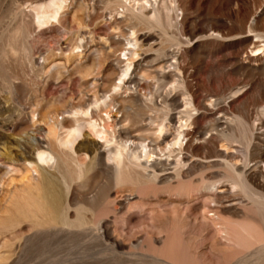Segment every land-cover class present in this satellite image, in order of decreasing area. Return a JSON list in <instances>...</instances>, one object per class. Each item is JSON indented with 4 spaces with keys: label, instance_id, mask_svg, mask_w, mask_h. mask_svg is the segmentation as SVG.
Segmentation results:
<instances>
[{
    "label": "rangeland",
    "instance_id": "374dc122",
    "mask_svg": "<svg viewBox=\"0 0 264 264\" xmlns=\"http://www.w3.org/2000/svg\"><path fill=\"white\" fill-rule=\"evenodd\" d=\"M146 1L62 0L52 18L50 9L45 10L51 0H0V264H163L157 258L172 264H226L188 250L181 235L166 254L151 236L137 235L142 228L135 220L130 224L127 209L114 210L119 197L134 191L149 195L153 206L158 200L176 203L181 198L167 184L156 186L152 195L141 183L117 187L108 170L113 165L106 160L117 145L104 144L87 123L93 115L102 130L110 114V124L115 118L119 122L114 129L119 142L145 137L150 126L168 117L166 126L179 133L197 130L198 147L215 127L224 135L220 139L212 133L217 145L234 147L250 166L263 161L264 0H149L142 15L138 8ZM16 5L24 12L15 13ZM33 8H43L50 18L38 23L37 16L46 13ZM129 40L140 43L141 55L123 76L129 63L119 65L116 58L126 59ZM255 51L260 54L253 55ZM43 117L48 126L41 123ZM217 121L222 123L218 127ZM53 123L59 128L65 123L85 125L74 150L89 148L97 165L80 172L76 154L62 156L55 150L58 166L40 164L37 173L27 170L30 160L25 163L21 148L29 149L34 138L45 151H53L65 138L66 130L49 135ZM186 143L180 139L183 148ZM177 155L159 154L149 165L167 176L174 169L167 162ZM223 172L221 167L198 165L190 181L194 186L202 176ZM46 180L60 198L55 223L41 201ZM250 180L264 184L254 174ZM130 202L132 212L139 208L138 201ZM121 229L126 231L122 248L112 239ZM243 264H264V256Z\"/></svg>",
    "mask_w": 264,
    "mask_h": 264
},
{
    "label": "bare ground",
    "instance_id": "6f19581e",
    "mask_svg": "<svg viewBox=\"0 0 264 264\" xmlns=\"http://www.w3.org/2000/svg\"><path fill=\"white\" fill-rule=\"evenodd\" d=\"M148 1L138 8L142 15L147 11L146 5ZM61 3L62 0H51L50 4H48L45 10L50 9L53 13L51 16L52 18H56L57 13L60 11ZM15 10V13L24 12L22 10V5H16ZM42 10L43 8H33L35 13H46L37 16L36 20L38 23L44 22L50 18L47 11L44 12L45 10ZM131 13H133V11ZM116 31H118V29H116ZM132 39H134V37H132ZM128 47L130 48L125 50V60L121 57L116 58L119 65H123L125 62L129 63L128 66L125 65V70L121 72L123 76L129 72L128 69L130 65H136V63H138L139 56L141 55L138 54V51L141 50V45L138 41L129 40ZM117 51L121 53L124 52L122 49L120 50V48L117 49ZM256 53L257 55L260 54L258 51L252 52L253 55ZM180 115H187V112L180 113L179 116ZM109 116L110 114L107 115L102 130H99L96 122L93 121V115H91V119L87 125L97 135V138L104 141V144L115 143L117 145L114 151H110L106 159L113 165V169L107 167L111 174H113L115 185L118 187L126 184H134V182L135 184L141 183L142 186H149L147 190L152 195L155 193L156 186L167 184L173 196L181 198L176 203L169 198L166 201L158 200V205L153 206L149 203V195L148 197L141 196L134 191L119 197V200L114 202L116 203L114 210L119 212L120 210L127 209V216L129 217L128 221L130 224L135 220L142 228V230L137 233L140 238L151 236L153 243L161 247L160 252L166 254L172 250L175 243L178 242V239L180 240L181 235V241L183 240L185 242V246H187L188 250H192L193 253L195 252V254L197 253L201 256H212L217 259H223L226 264H243L254 258L260 259L264 256V184L254 185L250 180L251 174H254L264 181V160L250 166L248 159L245 158L246 156L242 157L234 147L223 143L217 145L215 139L217 137L223 139L224 135L220 131L217 132L218 130L215 127H212L213 129L211 133H209V139L204 140L203 145L198 147L195 145V142L201 140V134L197 130L179 133L177 129L171 128L170 125L166 126L165 123L168 121V117H166L164 123H160L157 126H150L146 131L147 135L145 137L133 135L124 141L115 142L118 137L114 129H116L118 121L115 118L110 124ZM47 122L46 118L43 117L41 123L48 126L49 124ZM216 124V127H218L222 123L217 121ZM186 125L187 124L180 126L179 129L186 127ZM84 128L85 125L74 126L70 123L62 124L59 128L58 124L53 123L52 126H49V135L56 137L60 130H66L65 138L63 140L59 139L60 141H58L53 151L49 149L45 151L33 138L30 148L27 149L28 151L24 148L20 149L22 155L25 157L23 158L25 163L28 162L27 159L30 160V162L27 163L28 166L25 165L26 169L34 170L33 172L37 173V169L42 170L40 164L48 167L58 166L59 157L55 150H58L62 156L76 154V162H74L80 172L84 171L89 164L91 167L96 166L98 160L94 158L91 161L88 155L90 152L89 148L79 146L76 151L74 150V146L81 138ZM214 132H217L215 135L216 138L213 137L214 134L212 135ZM181 138L187 141L185 148L180 144ZM145 142H148V144L145 145ZM99 144L94 143L96 147L100 146ZM175 147H178V150H176ZM100 148H102V145ZM100 148H98L96 152H99ZM177 153L178 155L174 156L172 163H169V161L167 162L169 166L174 167L172 174L160 176L155 170V167L149 165L151 162L150 160L153 157H159V154H163L164 156L168 155L169 158ZM247 154L248 149L244 151L243 155ZM142 158L145 159L144 162L141 161ZM198 165L207 170L221 167L225 169V172L217 176H202L197 179V184L192 186L193 182L190 181L192 170ZM7 169L14 175L20 173L16 168ZM30 179L31 178L27 177L26 181L29 182ZM113 180L111 179V181H109L110 185H112ZM41 201L45 206L43 208L51 211L50 222H57L60 217V198L54 191L52 183L47 180L44 182ZM130 201L139 202H137L139 208L134 212H132V210H134L133 208L127 207V203ZM171 204H176L177 206L169 208ZM91 207L92 206H90V208ZM125 232L124 229H121L119 234H113L112 239L116 246L121 248L125 246L120 239L125 237ZM105 234L110 237V231L108 229H105ZM156 260L163 264H172L168 262V260H163L162 258H157Z\"/></svg>",
    "mask_w": 264,
    "mask_h": 264
}]
</instances>
